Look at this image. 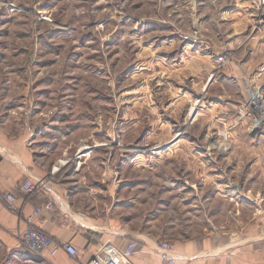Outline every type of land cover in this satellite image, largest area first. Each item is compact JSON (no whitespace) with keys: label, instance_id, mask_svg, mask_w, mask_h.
<instances>
[{"label":"rangeland","instance_id":"obj_1","mask_svg":"<svg viewBox=\"0 0 264 264\" xmlns=\"http://www.w3.org/2000/svg\"><path fill=\"white\" fill-rule=\"evenodd\" d=\"M263 41L264 0H0V110L40 100L70 147L53 171L87 155L90 180L124 192L110 218L168 242L185 218L182 158L229 154L244 127L264 136ZM215 99L235 106L224 122ZM7 249L0 264H28Z\"/></svg>","mask_w":264,"mask_h":264},{"label":"crops","instance_id":"obj_2","mask_svg":"<svg viewBox=\"0 0 264 264\" xmlns=\"http://www.w3.org/2000/svg\"><path fill=\"white\" fill-rule=\"evenodd\" d=\"M254 46L258 44L253 43ZM262 53L264 56V46ZM257 63L252 67L256 68ZM258 67H262L263 72L256 74L264 75V63ZM234 79L236 76H224L227 83ZM215 100L226 104V112L216 117V121L224 122L235 106L227 100ZM39 101L35 105L38 109L33 112L24 111L30 108V104L27 105L29 96L16 100L14 103L18 105L0 110V246L11 252L9 259H25L28 264L42 261L19 249L22 247L20 239L25 218L56 198L55 210L44 212L34 224L59 244L73 245L81 263L89 262L103 244L123 250L131 240L137 239L140 244L130 258L131 263L162 264L156 252L158 241L146 235L140 237L125 221L110 218L121 211L117 209L124 192L120 191V197L115 196L118 200L114 202L116 192L112 193L109 185L105 186V176L90 180L88 162L82 159L87 155L75 158L77 161H61L59 170L53 171L70 147L64 148L62 140H58L62 133L46 122L39 110ZM233 139L235 148L229 154L210 156L206 153L208 149L201 147L206 150L204 158L203 153L199 157L182 158L185 167L181 212L184 223L179 228L170 224L173 221L168 222L166 235V241L173 245L178 255L177 264H264V221L255 216L257 202L264 196V136L258 130L244 127ZM177 140L175 137L172 141ZM176 145L178 143L171 149ZM193 165L198 168L196 175L192 174ZM29 177L41 188L27 198L18 189ZM250 184L255 192L250 191ZM8 193L17 197L13 211L2 200ZM128 202L132 199L124 201ZM166 204L170 207L168 202ZM79 212H85L86 218L79 217ZM51 261L53 264H76L64 251Z\"/></svg>","mask_w":264,"mask_h":264},{"label":"built area","instance_id":"obj_3","mask_svg":"<svg viewBox=\"0 0 264 264\" xmlns=\"http://www.w3.org/2000/svg\"><path fill=\"white\" fill-rule=\"evenodd\" d=\"M255 103L252 106L253 109ZM83 156H85V154L81 156L79 152L76 158H81ZM40 188V185L35 179L28 178L19 187L18 192L29 198L37 194ZM2 200L9 209L15 210L14 204L17 202V197L14 193H8ZM55 208L56 198L50 199L45 205L34 209L32 214L26 217V227L21 240L22 245L29 253L42 259V261L36 262L35 264H53L50 260L54 259L62 251L71 259L75 260L76 264H83L79 261V252L73 245L69 243L59 244L50 235L35 226L34 222L36 218L41 216L44 212H53ZM78 216L86 218V215L81 213H79ZM139 244V240H131L128 246L123 250H119L110 244H103L93 258L85 264H132L130 258L139 248ZM156 252L162 264H177L179 258L172 244L163 241L157 242Z\"/></svg>","mask_w":264,"mask_h":264}]
</instances>
